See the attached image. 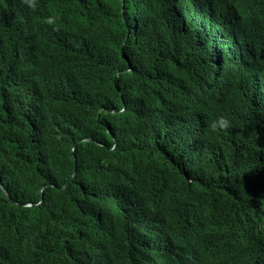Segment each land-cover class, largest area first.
Listing matches in <instances>:
<instances>
[{
	"label": "trees",
	"instance_id": "obj_1",
	"mask_svg": "<svg viewBox=\"0 0 264 264\" xmlns=\"http://www.w3.org/2000/svg\"><path fill=\"white\" fill-rule=\"evenodd\" d=\"M94 1L0 0V264H264V0H124L141 57L78 79Z\"/></svg>",
	"mask_w": 264,
	"mask_h": 264
},
{
	"label": "clouds",
	"instance_id": "obj_2",
	"mask_svg": "<svg viewBox=\"0 0 264 264\" xmlns=\"http://www.w3.org/2000/svg\"><path fill=\"white\" fill-rule=\"evenodd\" d=\"M96 1V0H95ZM94 1V2H95ZM116 9L121 19L128 18L131 22L127 25V32L123 34L122 32L117 30L114 26H108L102 30V34L98 41V45L95 49L82 53L76 65H71L67 67H63L61 69V73L72 75L76 78H80L82 76L83 71L89 70H101L103 68V63L100 57L97 54L98 50H106L110 45V36L116 35L120 37V44L118 46V59L116 61L119 65H123V63H127V66L123 70H116L113 72L112 76H121L122 74L129 73L132 69V61L136 62L142 55V50L140 44L138 42V37H146V34L141 30V25L137 19L134 18L133 15H130L125 7L124 0H116ZM21 3L29 9H35L37 7V0H21ZM94 24V21L91 18V12L80 15V18L76 25L81 28H90ZM119 33V34H117ZM36 74L39 76V79L34 78V82L41 81L40 74L38 71V66L35 68ZM30 72L24 73L25 78L28 81L30 79ZM130 101V98H129ZM99 110L98 112H100ZM209 130L213 133H222L228 130L231 127V122L229 119L225 117H218L215 120H212L208 125ZM81 141V140H78ZM77 141V142H78ZM76 143H74L75 145ZM74 148V146H73Z\"/></svg>",
	"mask_w": 264,
	"mask_h": 264
},
{
	"label": "water",
	"instance_id": "obj_3",
	"mask_svg": "<svg viewBox=\"0 0 264 264\" xmlns=\"http://www.w3.org/2000/svg\"><path fill=\"white\" fill-rule=\"evenodd\" d=\"M0 188L3 190V192H4V194L7 196V198L10 200V198H9V196L7 195V193L5 192V190L3 189V186H2V184H1V182H0ZM44 187H42V189H43ZM26 206H34L35 204H31V203H29V204H25Z\"/></svg>",
	"mask_w": 264,
	"mask_h": 264
}]
</instances>
